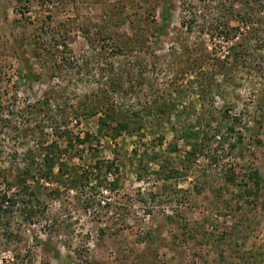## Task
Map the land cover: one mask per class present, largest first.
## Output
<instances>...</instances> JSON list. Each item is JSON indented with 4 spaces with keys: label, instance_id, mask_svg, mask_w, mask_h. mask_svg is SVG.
<instances>
[{
    "label": "rangeland",
    "instance_id": "rangeland-1",
    "mask_svg": "<svg viewBox=\"0 0 264 264\" xmlns=\"http://www.w3.org/2000/svg\"><path fill=\"white\" fill-rule=\"evenodd\" d=\"M0 180V264H264V0H0Z\"/></svg>",
    "mask_w": 264,
    "mask_h": 264
},
{
    "label": "trees",
    "instance_id": "trees-1",
    "mask_svg": "<svg viewBox=\"0 0 264 264\" xmlns=\"http://www.w3.org/2000/svg\"><path fill=\"white\" fill-rule=\"evenodd\" d=\"M248 19L251 20L250 18H244L243 21L246 22V20ZM232 32L230 31L228 32L227 30L223 31V35L224 38L229 40L230 38L228 37H235V35H239V28H231ZM241 47L239 45V43H234L231 45V47H229L230 49H234L235 47ZM235 56V54H234ZM227 57V56H225ZM174 104H171V107H173ZM166 106H164L163 108H165ZM157 113H159L160 115L164 114V110L161 108L156 109L155 110ZM106 112H108V120H113L114 125L108 124V128L112 130V134L111 138H115L117 136H119L121 131H126L128 128V123L126 120H121V118L117 117V116H124L123 114H114L113 110H106ZM94 112H90V114H92ZM104 116H106V114L104 113ZM100 124L102 126H105L107 124V120H101ZM192 134H187L185 135V139L188 140L187 142L190 143V136ZM88 136V135H87ZM193 147H195V144H191ZM46 150V154H44V158H43V167L45 169H47V171L42 172L39 170V174L37 175L38 179L41 177H47L50 176L52 174V168L55 166L54 160L59 159L61 156H63L67 151L63 148H60L58 146L57 143L52 142L50 144H48L45 147ZM108 172L110 171V167L113 168L115 171H117V167L114 165V163L112 162H108ZM62 166H65V164L61 163L59 164V170ZM110 166V167H109ZM75 168H73V170H71V173H74ZM27 172L30 173V170H27ZM34 175V171L32 172ZM0 183H3L5 189L4 190H0V228H2V226L4 224H6V218L7 216H9V214L12 212V207L15 206L18 202H25V200L23 198H25L28 194L25 191L26 185L22 184L21 182L19 183V186L22 185V188H18L16 189L17 191L11 194H8L7 190H10V185H6L4 180H0ZM7 187V190H6ZM20 198L22 200H20ZM1 223H3V225L1 226ZM4 227V226H3ZM7 228H2V231L5 233Z\"/></svg>",
    "mask_w": 264,
    "mask_h": 264
}]
</instances>
